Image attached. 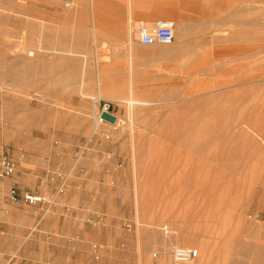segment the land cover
I'll list each match as a JSON object with an SVG mask.
<instances>
[{
    "label": "rangeland",
    "instance_id": "1",
    "mask_svg": "<svg viewBox=\"0 0 264 264\" xmlns=\"http://www.w3.org/2000/svg\"><path fill=\"white\" fill-rule=\"evenodd\" d=\"M144 1L163 20L179 17L191 41H183L186 32L178 28L177 44L193 48L183 57L143 66L160 45L139 47V25L126 24L123 16L103 25L87 21L85 55L76 61L85 88L70 90L74 104L63 141L66 171L59 177L40 162L41 174L36 175V166L25 158L14 177L0 179V249L14 245L11 256L18 251L26 261L22 264H170L173 247L195 248L203 264H209L215 249L210 250L208 240L218 247L216 235L223 228L238 229L240 237H246L241 243L264 248V193L249 199L257 179L264 178V159L254 148L264 151V0H202L201 7L200 0ZM214 30H220L216 37L230 40L215 46L213 58L193 56L200 38L207 40L205 48L212 46L208 38ZM129 44L143 58L124 59L136 81L124 84L122 91L132 87L141 93L139 100L148 103L119 101L114 91L97 88L103 65ZM102 99L114 103L118 124H100L93 134L94 107ZM4 101L0 99V150L16 163L19 148L25 153L36 150L29 136L43 132L34 127L35 121H47L61 107L11 106ZM17 120L23 123L20 128ZM234 124L255 144L245 142L232 129ZM57 176L61 180H53ZM12 187L19 193L39 191L51 204L10 205ZM58 197L68 201L72 215L49 211ZM234 200L239 201L235 207ZM40 216L44 218L36 229ZM150 222L156 235L151 241ZM164 225L177 231L175 237L162 235ZM181 233L193 237L181 242ZM50 235L58 238L47 240ZM74 236L79 240L71 245L63 242ZM239 258L251 261L250 256Z\"/></svg>",
    "mask_w": 264,
    "mask_h": 264
},
{
    "label": "crops",
    "instance_id": "2",
    "mask_svg": "<svg viewBox=\"0 0 264 264\" xmlns=\"http://www.w3.org/2000/svg\"><path fill=\"white\" fill-rule=\"evenodd\" d=\"M201 1H198L200 7L203 4ZM122 16L126 24L139 26L163 20L151 12L149 4L144 0H79L74 5L63 3L61 0H0V90L4 91L0 92V99H4V104L11 106L61 107V111L53 110L51 118L47 121H35L34 127L43 134L42 136L32 134L29 136L30 142L35 145V151L29 150L25 153L22 148L18 149L15 157V173L12 177L17 173L19 163L25 158L36 166V175L41 174L38 171L40 162L46 163L47 171L53 170L59 177L63 171H66L63 160L68 150L63 141L68 138L69 107L74 104L71 102L70 90L85 88V78L77 62L85 55L87 21L91 20L93 23L97 21L96 23L103 25L106 21L114 19L119 21L123 19ZM171 22L175 30L183 26L181 30L186 28L185 32L188 31V26L180 25L182 21L179 17ZM91 27L89 31L93 33L94 29ZM184 35L187 37L188 32ZM183 41H191V39L187 37ZM158 47H153V52L158 50ZM80 50L83 51L80 52ZM92 51H95V48ZM153 52L151 57L142 62L143 66L147 60L149 64L151 60L157 59L153 57ZM176 57H183V53L174 54L170 58ZM113 58L109 64L103 65L102 72L100 71L102 77L98 81L97 88L114 91L113 95L119 101L132 98L141 103H148L139 100L141 93L134 91L132 87L127 93L122 91L124 84L128 83L132 86L136 81L133 77L132 66L124 59L143 58V56L132 51V45L129 44L128 50H118ZM170 58H158L157 60ZM73 63L77 66H73ZM107 83H109L108 86ZM15 124L17 128H20L23 123L17 120ZM106 126L108 125L105 124L104 128ZM72 151H70V156L73 154ZM58 176L53 180H61ZM46 179L47 176H44V180ZM7 202L15 206L24 205L20 201L13 203L7 200ZM56 203L50 207L51 213L59 216L72 215L73 210L65 198L58 197ZM43 218L44 216L38 218L36 229ZM15 229L20 228L15 227ZM54 238L58 236H47V240L50 241ZM77 240L79 237L74 236L63 239V242L71 245ZM10 244L0 249V264L26 263L18 251L11 256L14 245ZM30 260L34 262L33 259Z\"/></svg>",
    "mask_w": 264,
    "mask_h": 264
},
{
    "label": "bare ground",
    "instance_id": "3",
    "mask_svg": "<svg viewBox=\"0 0 264 264\" xmlns=\"http://www.w3.org/2000/svg\"><path fill=\"white\" fill-rule=\"evenodd\" d=\"M77 1V0H76ZM71 4V3H70ZM69 5V4H68ZM74 5V4H72ZM70 6V5H69ZM75 7V6H74ZM73 7V9H74ZM65 8V7H64ZM72 9V10H73ZM73 15V14H72ZM173 24V23H172ZM183 25V23H180V25ZM203 26L206 25V23H202ZM177 26V24H176ZM208 26V25H206ZM71 27V26H70ZM181 27L183 26H179V29L181 30ZM85 29V28H84ZM183 29V28H182ZM186 29V28H185ZM183 29V30H185ZM205 29V27H204ZM203 29V30H204ZM210 29V28H209ZM77 30V29H76ZM174 27H173V37H174V41L172 42V44L170 45H161L159 46V49L156 50V52L153 53V57H157L158 58H170L173 57L174 54L177 53H184V52H188L190 50H192V46L189 43H183L181 45L177 44L178 39L175 36L174 33ZM211 30V29H210ZM206 31V30H205ZM72 32V30H71ZM85 32V31H84ZM183 32V31H181ZM180 32V33H181ZM187 32V30H186ZM214 34L212 37L208 38L209 40V44H211L212 46L205 48L204 45L207 43V40H205L203 37L200 38L198 40L199 44L197 45L196 48H198L197 51H194L192 53L193 56H198V54H202L203 56H207L209 58H213V56L215 55V51L218 50L215 48L216 45H220V44H224L225 42L229 41V38H218L216 37L217 33L219 34V31H213ZM207 33H210L209 30ZM72 35V34H71ZM177 35V34H176ZM203 35V34H202ZM209 35V34H208ZM76 36V35H75ZM229 37V36H227ZM70 38V37H69ZM127 38V37H126ZM127 42V41H126ZM158 45V44H157ZM195 45V44H194ZM142 47V46H141ZM179 55V54H178ZM31 56V55H30ZM177 56V55H176ZM83 57V56H82ZM191 57V56H190ZM29 58V57H27ZM152 59V58H151ZM150 59V60H151ZM154 59V58H153ZM156 59V60H157ZM108 60V59H107ZM149 60H147L148 63ZM152 61V60H151ZM212 61V59L210 60ZM208 63V62H207ZM131 97V96H130ZM98 99V98H97ZM94 100V99H93ZM91 102V101H90ZM130 103V102H129ZM132 104V103H131ZM118 119L116 118V122L112 125H116ZM234 130H236V132L239 135H242L245 137V142H247L249 145H254L256 142L254 139L250 142L249 138H251L248 134H244L243 129L239 126V125H232ZM227 127V126H226ZM255 148V153L259 154V157L261 159H264V151L261 149V147H254ZM257 185L258 187L256 189H252L250 191V195H249V199L251 198L252 195H254L255 193H264V178L263 181L262 179H257ZM247 199V200H249ZM246 200V201H247ZM239 203L238 200H234L232 202V205L235 207L237 206ZM241 203V202H240ZM232 207V208H234ZM240 218V217H239ZM243 218V217H242ZM239 220V219H238ZM237 220V221H238ZM243 221H238V224L241 223ZM150 227L148 230V236L150 237V240L148 238L149 241H151V239H153L156 235H155V231L153 230V226H151L153 223H149ZM222 225V224H221ZM236 226V224H235ZM239 226V225H238ZM222 227V226H221ZM236 228V227H235ZM244 230V229H243ZM218 231V230H217ZM147 233V232H146ZM216 233V231H215ZM241 235V234H240ZM239 235V230L238 229H220L216 235V238L218 240V242L220 243L218 245V247L214 246V243L211 239L208 240V243L210 245V250L213 251V249H215L213 252H211L213 254V259H211L209 261V264H264V248L262 247H258L256 245H250L247 243H241V239L246 238L244 237H240ZM175 237V236H174ZM193 236L190 235H184L183 233L180 234L179 239H181V242H187L189 241ZM210 238H212V235L210 236ZM148 241V242H149ZM245 241V240H244ZM254 243V242H253ZM261 244V243H260ZM221 254V257L219 256ZM247 257L250 256L251 257V261H242L240 260L239 257ZM195 262V261H194ZM205 263V261H204ZM158 264H163V260H160L158 262ZM195 264H203V260H201L200 258H198L195 262Z\"/></svg>",
    "mask_w": 264,
    "mask_h": 264
},
{
    "label": "built area",
    "instance_id": "4",
    "mask_svg": "<svg viewBox=\"0 0 264 264\" xmlns=\"http://www.w3.org/2000/svg\"><path fill=\"white\" fill-rule=\"evenodd\" d=\"M68 6V5H66ZM147 25L140 26L138 31L139 43L143 46L158 45H170L174 41L173 37V24L168 20H157L150 28L145 27ZM114 103L109 100H98V103L94 107L93 120L95 134L100 124H108L101 120L100 115L102 113H109L115 116L113 113ZM116 118V117H115ZM116 122V121H115ZM93 136V135H92ZM91 136V137H92ZM107 139L108 136H105ZM91 140V138H90ZM85 147V146H84ZM84 147L75 153V159L81 156ZM106 160L110 159V155H105ZM116 167L112 168V171H116ZM15 173V162L10 158L6 151L0 150V179H9ZM63 178V176H62ZM65 180V179H64ZM8 199L10 202L20 201L26 206L36 207L41 205H50L51 202L47 201L46 197L39 191H25L19 193L16 188H11L8 193ZM53 201V200H52ZM53 203V202H52ZM161 233L164 237L175 236L177 231L167 225L161 227ZM154 257L156 255H153ZM170 264H193L198 258V250L189 247H173L169 252Z\"/></svg>",
    "mask_w": 264,
    "mask_h": 264
},
{
    "label": "water",
    "instance_id": "5",
    "mask_svg": "<svg viewBox=\"0 0 264 264\" xmlns=\"http://www.w3.org/2000/svg\"><path fill=\"white\" fill-rule=\"evenodd\" d=\"M101 120L105 121L108 124H114L116 121L115 116H113L112 114L109 113H102L100 115Z\"/></svg>",
    "mask_w": 264,
    "mask_h": 264
}]
</instances>
